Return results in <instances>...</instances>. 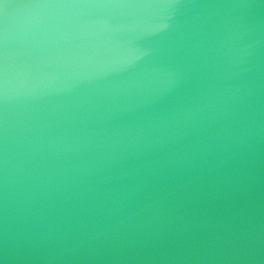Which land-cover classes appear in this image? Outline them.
<instances>
[{"label": "water", "instance_id": "obj_1", "mask_svg": "<svg viewBox=\"0 0 264 264\" xmlns=\"http://www.w3.org/2000/svg\"><path fill=\"white\" fill-rule=\"evenodd\" d=\"M0 264H264V0H0Z\"/></svg>", "mask_w": 264, "mask_h": 264}]
</instances>
